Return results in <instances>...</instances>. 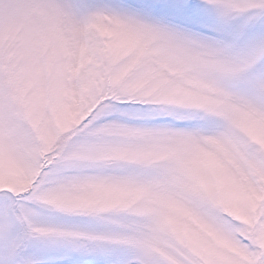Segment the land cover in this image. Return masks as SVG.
I'll use <instances>...</instances> for the list:
<instances>
[{
	"label": "snow or ice",
	"instance_id": "1",
	"mask_svg": "<svg viewBox=\"0 0 264 264\" xmlns=\"http://www.w3.org/2000/svg\"><path fill=\"white\" fill-rule=\"evenodd\" d=\"M0 264H264V0H0Z\"/></svg>",
	"mask_w": 264,
	"mask_h": 264
}]
</instances>
